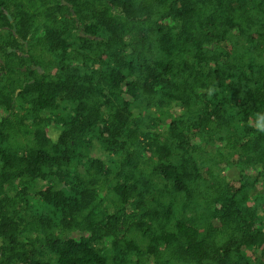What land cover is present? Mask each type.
<instances>
[{
	"label": "trees",
	"instance_id": "16d2710c",
	"mask_svg": "<svg viewBox=\"0 0 264 264\" xmlns=\"http://www.w3.org/2000/svg\"><path fill=\"white\" fill-rule=\"evenodd\" d=\"M264 0H0V264H264Z\"/></svg>",
	"mask_w": 264,
	"mask_h": 264
},
{
	"label": "clouds",
	"instance_id": "9594fccd",
	"mask_svg": "<svg viewBox=\"0 0 264 264\" xmlns=\"http://www.w3.org/2000/svg\"><path fill=\"white\" fill-rule=\"evenodd\" d=\"M262 130H264V129H262Z\"/></svg>",
	"mask_w": 264,
	"mask_h": 264
}]
</instances>
